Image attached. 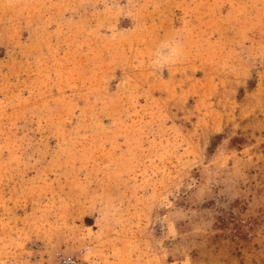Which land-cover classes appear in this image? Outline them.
I'll return each instance as SVG.
<instances>
[{
    "label": "rangeland",
    "instance_id": "1",
    "mask_svg": "<svg viewBox=\"0 0 264 264\" xmlns=\"http://www.w3.org/2000/svg\"><path fill=\"white\" fill-rule=\"evenodd\" d=\"M264 264V0H0V264Z\"/></svg>",
    "mask_w": 264,
    "mask_h": 264
},
{
    "label": "built area",
    "instance_id": "2",
    "mask_svg": "<svg viewBox=\"0 0 264 264\" xmlns=\"http://www.w3.org/2000/svg\"><path fill=\"white\" fill-rule=\"evenodd\" d=\"M71 264H75V262L73 261V260H71V262H70Z\"/></svg>",
    "mask_w": 264,
    "mask_h": 264
}]
</instances>
